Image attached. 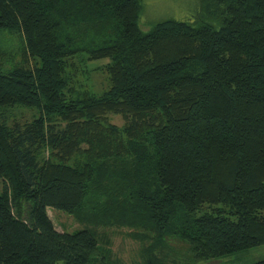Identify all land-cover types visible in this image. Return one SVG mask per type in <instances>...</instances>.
I'll return each instance as SVG.
<instances>
[{
	"label": "trees",
	"instance_id": "obj_1",
	"mask_svg": "<svg viewBox=\"0 0 264 264\" xmlns=\"http://www.w3.org/2000/svg\"><path fill=\"white\" fill-rule=\"evenodd\" d=\"M199 6L142 31V0H0V264H120L110 228L143 264L264 246V0Z\"/></svg>",
	"mask_w": 264,
	"mask_h": 264
},
{
	"label": "rangeland",
	"instance_id": "obj_2",
	"mask_svg": "<svg viewBox=\"0 0 264 264\" xmlns=\"http://www.w3.org/2000/svg\"><path fill=\"white\" fill-rule=\"evenodd\" d=\"M199 0H142V12L138 21V26L142 31H148L154 24L173 19L186 22H197L202 20ZM203 21H208L203 17ZM209 23V22H208ZM104 62H95L91 67L103 64ZM94 84H101L100 77L93 75ZM96 85V87H97ZM112 123L121 125L122 121L118 116H112ZM0 180V193H1ZM47 215L52 221L54 228L58 232L71 233L83 229L84 225L77 222L70 215L58 211L47 210ZM129 229H99L97 230L99 244L104 246V241L109 240L112 258L120 261V264H143L142 249L149 243H141L128 236ZM106 238H103L104 235ZM103 235V236H102ZM168 244L173 248L174 253L167 255L165 261L167 264H190L184 251V245L176 239H170ZM264 260V246L235 253L223 258L202 261L197 264H252Z\"/></svg>",
	"mask_w": 264,
	"mask_h": 264
}]
</instances>
